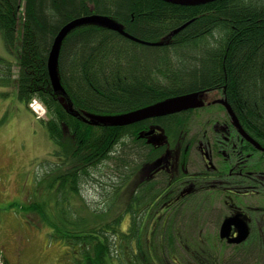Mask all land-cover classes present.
<instances>
[{"label": "trees", "instance_id": "trees-1", "mask_svg": "<svg viewBox=\"0 0 264 264\" xmlns=\"http://www.w3.org/2000/svg\"><path fill=\"white\" fill-rule=\"evenodd\" d=\"M92 14L114 19L146 43L97 22L76 26L61 44L58 71L65 91L57 92L48 69L54 40L66 24ZM0 32L8 51L18 57L16 79L14 63L0 57V85L14 83L27 107L34 99L43 104L54 156L62 160L57 167L63 172L51 183L55 206L45 199L28 204L26 211L50 226L53 237L71 249L75 264H108L113 258L119 264H167L174 255L183 258L184 249L193 264H234V255L243 251L259 256L252 240L243 245L225 241L223 252L216 244L201 243L200 215L209 204H203L201 195L221 192L215 188L216 171H189L196 138L188 134L196 109L123 126L104 120L169 98L221 90L264 146V0L194 6L163 0H0ZM202 107L208 109L209 103ZM155 125L165 137L162 143L141 134ZM181 140L173 179L167 171L160 173L162 179H140L150 161L160 160ZM106 161L114 162L120 173V181L102 194L107 210L74 216L67 206L71 193L81 195V184L89 180L96 186L100 179L93 169ZM126 192V210L117 215ZM163 205V221L150 237L148 224ZM109 213L115 215L107 217ZM125 216L131 221L126 230ZM232 246L234 254L227 253Z\"/></svg>", "mask_w": 264, "mask_h": 264}, {"label": "rangeland", "instance_id": "rangeland-1", "mask_svg": "<svg viewBox=\"0 0 264 264\" xmlns=\"http://www.w3.org/2000/svg\"><path fill=\"white\" fill-rule=\"evenodd\" d=\"M0 57L14 63L13 78L16 79L18 75V57L8 51L1 32ZM221 93V90H210L202 93L200 99L205 102H215L221 96ZM195 109L196 111L193 114L191 113L190 129L194 135L201 132L202 127H212L210 129L212 131L214 124L219 123L221 125L229 122L226 113L219 109L217 104L209 106L208 109L204 107ZM47 119L46 109L40 101L34 99L27 107L19 99L14 83L0 85V251L7 258L8 264H75L72 261L71 249L53 237L50 226L34 212L26 211L27 205L32 202H42L46 199L52 203L54 200L53 206L56 203L54 198L56 193L54 188L51 187V183L55 177L63 172V169L57 167V163L62 160L60 157L54 156V142L44 125V121H47ZM191 136L193 135L189 134L188 138ZM153 140L159 143L163 142L160 135L154 136ZM193 149L189 158V171L192 173L204 171L206 164L201 158V154L196 151L197 146H194ZM169 154L170 157L166 155L161 161L154 162L155 165L150 164L145 170H142L140 179L142 180V178L154 173H158L156 179H162L163 176L160 173L164 174L167 171V168L163 166H171V162L173 163V166H171L173 171L171 170L170 178L173 179V174H178L179 150L177 146L171 148ZM216 160L218 161L215 158L214 162L217 164ZM116 170V166L112 161L100 164L93 169V175L98 176L100 182H96L95 186L94 181L89 180L81 184V195L71 193L73 197L67 206L74 216L78 213L88 217L91 213L90 210H107L105 209V195L102 196V194L109 191L108 185L110 183L115 182V180L120 181V173ZM109 175H112L114 180H111ZM102 178L107 181H102ZM136 181L135 178L133 182ZM101 183H103V186H101ZM132 185L133 183L127 187L130 192L133 191ZM130 192H126L127 194L121 197L122 199L120 198L123 202L120 203L119 201L120 207L115 212L117 215L126 210ZM211 196L212 194L207 192H203L201 195L200 200L203 204L206 201L209 204L206 203L205 209L202 208L203 214L200 215L202 221L199 225L201 227L198 234L200 239L203 240L201 243L206 246H210L209 243L216 244L220 247V252H223L226 249V240L222 243L219 241V223H222V217L227 215L229 210L224 208L223 198L219 196H212V198ZM261 198L263 200L264 196ZM255 200L258 201V199L252 201ZM164 209L166 207L164 208L163 205V207H158V210L153 212L148 224L151 227L150 233H148L150 237L157 229L158 223L163 221L160 217ZM115 213H109L107 217H113ZM128 216L122 218L124 230L131 223ZM218 221L220 222L218 223ZM230 244L233 245L234 243ZM190 245L195 247L196 244L191 242ZM187 248L189 249V247ZM232 248L233 246L231 250H227V253L232 252L234 254ZM250 248L252 249V247ZM185 251L187 249H184L181 253L183 258L174 255L170 257V260H167V264H175V262L178 264H193L189 253H185ZM2 254H0V264H6ZM234 256H236L234 264H264L261 254L255 257L248 253L245 254V251H243ZM108 264H119V261L114 258L109 259ZM215 264L220 263L215 260ZM226 264L232 263L226 262Z\"/></svg>", "mask_w": 264, "mask_h": 264}, {"label": "flooded vegetation", "instance_id": "flooded-vegetation-1", "mask_svg": "<svg viewBox=\"0 0 264 264\" xmlns=\"http://www.w3.org/2000/svg\"><path fill=\"white\" fill-rule=\"evenodd\" d=\"M224 100H227V98L225 92H222L221 96L216 99L215 102L211 101L206 103H209V106L217 104L219 109L223 110L226 115H229L232 119L231 122H225L221 125L216 123L212 131H210L212 127H202V131L196 135L190 130L189 134L193 135L191 137L196 138L194 146H197L196 151L201 154V158L206 164L204 170L217 172L215 188L217 192H221L219 197L223 198L224 208L229 210V213L222 217V223L227 217L241 214L242 218L249 226L250 233L248 238L241 243H234L233 245H243L252 240V244L257 243L256 252L259 251L258 255L261 254V259L264 261V199L262 200L261 198L264 196V150H262L264 146L251 136L238 117V121L233 119L227 106L222 102ZM160 130L161 129L155 125L147 130H142L143 132L141 134L149 140H153L154 136L161 134ZM160 136L163 138L162 141L164 142V135L162 134ZM182 140L179 141L177 145L179 155H181ZM194 146L192 148H194ZM193 150L194 149H192V152ZM169 153L170 150L166 153V155H169L168 157H170ZM166 155L162 156L159 161ZM215 158L218 159V161L216 160L217 164L214 162ZM154 162H157V160L150 161V163L145 166L144 170L150 164L155 165ZM179 162L180 160L178 159V164ZM170 165L173 166V163L171 162ZM171 166H163L167 168L168 174H172L173 170ZM157 175L158 173H154L142 179L149 177L156 179ZM253 199H258V201H252ZM222 223L219 227L220 238ZM238 234V229L233 226L230 237L236 238ZM222 239L229 243L228 238Z\"/></svg>", "mask_w": 264, "mask_h": 264}, {"label": "water", "instance_id": "water-1", "mask_svg": "<svg viewBox=\"0 0 264 264\" xmlns=\"http://www.w3.org/2000/svg\"><path fill=\"white\" fill-rule=\"evenodd\" d=\"M163 1L178 5H184V6H194V5L206 4L215 0H163ZM90 22L101 23L111 28L112 30L118 31L122 35L134 41L146 43L126 32V30L121 26V24H119L117 21L107 16L92 14L72 20L60 30V32L58 33V35L54 40L53 46L49 54V60H48L49 75L53 88L57 92L65 91L62 86L58 71V57L60 53L61 44L64 38L66 37V35L73 28H75L78 25L84 23H90ZM182 27L176 29L175 32L181 30ZM200 95H201L200 93L196 92L192 94H186L182 96L169 98L162 102H158L156 104H152L140 108L138 110L123 113L115 117L105 118L104 121H107L113 125H121V126L131 125L156 116L171 115L174 113H179L190 109H195L204 105V101L200 99L201 97ZM222 102L227 106L233 119L238 121L237 116L235 115L233 109L231 108V105L227 102V100H224ZM262 150H264V148H262ZM233 226H235L238 229L239 234L236 238L230 237ZM220 233H221V238H228V241L230 243H241L248 238L250 231L247 222L242 218L241 214H236L234 216H230L224 219L221 225Z\"/></svg>", "mask_w": 264, "mask_h": 264}, {"label": "bare ground", "instance_id": "bare-ground-1", "mask_svg": "<svg viewBox=\"0 0 264 264\" xmlns=\"http://www.w3.org/2000/svg\"><path fill=\"white\" fill-rule=\"evenodd\" d=\"M202 107V106H201ZM40 109V108H39ZM40 112V111H39ZM205 141V140H204ZM260 147V146H259Z\"/></svg>", "mask_w": 264, "mask_h": 264}]
</instances>
